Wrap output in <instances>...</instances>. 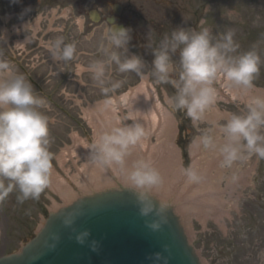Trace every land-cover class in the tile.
I'll list each match as a JSON object with an SVG mask.
<instances>
[{"label": "clouds", "instance_id": "1", "mask_svg": "<svg viewBox=\"0 0 264 264\" xmlns=\"http://www.w3.org/2000/svg\"><path fill=\"white\" fill-rule=\"evenodd\" d=\"M206 23L202 18L195 28L177 27L165 34L159 46L153 49L151 67L148 68L141 56L128 54L131 29L105 22L107 59H98L87 67L77 65V75L85 71L91 73L105 94L120 87V82L112 84L111 88L103 86L113 63L120 73L135 72L144 81L155 76L156 83H172L175 87L172 96L165 95V104L174 111L184 110L196 122L217 102L218 90L214 85L218 77L249 87L261 66V57L255 49L233 55L239 48L234 41V31L214 34ZM55 30L62 31L61 28ZM44 46L55 61H70L77 54L75 42L65 43L62 36L47 41ZM177 53L178 61L174 60ZM177 63L178 79L173 80L171 76L177 71ZM146 68L149 71L145 72ZM0 71L10 77L0 79V202L18 190L16 199L23 204L29 199L39 200L41 193L50 186L54 156L49 150V126L54 121L41 110L47 103L36 94L23 74L12 75V68L6 62H0ZM104 103L110 104L111 100ZM254 104L246 114H231L221 125L226 138L220 149L225 166L238 160L242 150L254 154L258 160L264 159V100L257 99ZM126 119L132 123L119 126L117 118L109 131L98 136L92 145V160L102 168L120 166L126 170L127 179L138 195L140 215L158 217L146 221L147 226L157 232L166 223L165 206L156 209L144 193L158 186L162 177L148 159H136L128 165L130 149L148 133L139 122V111H129ZM199 139L205 148L213 146L212 137L201 136ZM183 171L189 182L200 181V175L191 165ZM77 215L78 212H73L63 218L64 226L73 232L76 231L73 225ZM87 235L85 231L76 238L83 243ZM59 240V234H52L53 243L45 241V244L53 249ZM165 251H168L167 246ZM156 260L168 264V257L160 254H156Z\"/></svg>", "mask_w": 264, "mask_h": 264}, {"label": "rangeland", "instance_id": "2", "mask_svg": "<svg viewBox=\"0 0 264 264\" xmlns=\"http://www.w3.org/2000/svg\"><path fill=\"white\" fill-rule=\"evenodd\" d=\"M153 1L157 6H162L169 12L171 20L182 19L185 28L197 27L199 21L203 18L207 21L205 26L210 27L214 34H223L229 30L234 31V41L239 45V48L237 53L233 55L255 49L261 57V66L259 73L249 88L252 89L254 99L262 98L261 91L264 92V0ZM106 45L104 46V52ZM114 68H116L115 65ZM148 68L144 69V71H149ZM176 72H179V68ZM109 73H111V67ZM4 75L5 73L0 71V79H4ZM121 76L123 75L121 74ZM121 76L115 77L113 82L111 79L109 82L108 77L103 86L108 87L120 82L119 80L123 78ZM130 76V89L119 92L116 95L117 97H114L109 92L105 94L101 89L95 90L94 93L98 96H93L91 98L93 100L89 99L88 105L85 108L89 105H94L100 99V103L111 100V103L107 107L113 105L117 110L122 109L124 112L122 114L124 123L128 122L131 124L132 122L126 119L128 110L124 107L125 100L123 95L133 88H139V84L143 80L142 78L138 80V74L135 72H131ZM171 79H178V75L175 77L172 75ZM89 80L97 84L92 79L91 74L89 75ZM78 81H81L82 85H78V87L73 86V88L75 87L78 91L79 88L84 90L83 81L80 77ZM149 82L152 83V87L157 89L158 97L163 104H165V95L172 96L175 92V87L172 83H156L155 77H152ZM224 84L225 80L218 77L214 86L217 90L222 89L224 93L231 95ZM69 91L70 89L66 93L68 94ZM88 91H94V89L91 87ZM62 92L59 93L63 95ZM164 106L165 109L167 108L166 111L172 112L175 120L178 122L180 133L177 147L182 150L184 167L187 168L191 165L190 147L192 143L197 137H212L211 130H213L214 126L210 123H202V118L196 124L186 115L184 110L174 111L167 104ZM216 106L222 112H227L230 115H244L248 112L249 107L255 106V104H253V101H243L237 97L234 101L230 102L220 99L216 103ZM47 107L49 106L47 105ZM41 110L54 121L49 126V150L54 156L52 164L60 175H66V172L64 173L60 168L58 156L68 147L74 146L75 143L71 136L79 135L80 138H86L84 140H87L92 137V130L89 127L88 129L85 125L81 126V129L77 128L80 126L77 121L81 118L84 119V114L81 116L57 114L53 107L50 108V112H48V108ZM211 111L212 109H208L206 113ZM226 120L223 116L217 124L223 125ZM262 132H264V129H262ZM156 143L157 140L153 137L152 145ZM204 149L207 148L204 147ZM244 157L245 160L246 157H249L250 160L248 161L250 163L257 164L256 172L253 173L251 178L249 176L246 178L248 183L245 187L240 186L230 189L228 188V179L231 176V172L227 171L222 176L221 188L226 190L222 195V199L230 202L225 206L228 215L224 214L219 221L217 216L214 215L215 208L209 211V216L202 210L200 213L184 219L186 231L200 253L204 264H264V159L258 160L254 154L242 150L239 159L241 167L245 166L243 162ZM83 163V161H79L76 166L81 168ZM66 167L72 171V174L77 172L71 161H67ZM221 167L227 168L228 166L222 163ZM237 179L235 177L234 182ZM213 183L217 184V180L215 179ZM17 195L18 190H14L3 202H0V255L19 251L37 233L43 222L42 217L47 218L53 205L52 199L55 198L60 202V198L49 187L41 193L39 200L29 199L20 204L16 199ZM211 204L213 206L212 202ZM233 205L236 206L233 207ZM222 223H225V228L222 227Z\"/></svg>", "mask_w": 264, "mask_h": 264}, {"label": "bare ground", "instance_id": "3", "mask_svg": "<svg viewBox=\"0 0 264 264\" xmlns=\"http://www.w3.org/2000/svg\"><path fill=\"white\" fill-rule=\"evenodd\" d=\"M224 85L231 95L219 89L217 102L220 99L230 102L237 97L243 101H253V104L257 100L254 99L252 89L249 87L227 81ZM261 95L260 99L264 100V92L261 91ZM123 98L125 100L124 107L128 112L139 111V122L148 133L139 144L130 149L128 165L130 166L136 159H148L162 177V182L147 190L144 195H156L159 203L171 205L173 212L178 214L181 225L184 224V219L198 214L202 210L209 216V211L216 208L214 215L219 221L224 214L228 215L225 206L230 202L222 199V195L226 191L221 188L223 174L227 171L231 172L228 188L235 189L240 186L245 187L248 183L246 178L248 176L251 178L257 169L256 163L248 161L249 157H246V160L244 157V167H241L240 158L227 168L221 167L223 156L220 149L226 138L221 125L217 123L223 116L228 119L230 114L222 112L215 104L209 108L212 109L211 112H205L201 117L202 123H210L214 126L211 130L213 146L204 149L203 144L200 143V137H197L192 143L190 147L191 166L197 170L201 177L198 183H193L189 182L184 175L182 150L177 147L180 133L178 122L172 112L166 111L167 108L165 109V104L159 99L156 88L152 87L148 80H143L139 84V88L131 89L123 95ZM107 105L104 102L98 103L87 113L86 122L92 130V137L84 140L86 138L82 139L79 135L71 136L75 143L74 146L68 147L58 156L60 168L64 173L66 172V175H60L53 166L49 188L60 198V202L53 198L50 212L57 214L61 211L62 206L71 205L84 195L114 190L122 191V187L132 188L124 168L120 166L102 168L94 164L92 160L94 152L92 145L99 135L109 131L116 124L117 118L120 120L119 126L129 124L128 122L124 123L122 109L117 110L113 105L108 107ZM197 122L195 123L197 124ZM153 137L157 143L152 145ZM67 161L72 162L77 172L72 174V171L67 169ZM79 161L84 162L81 168L76 166ZM235 177L238 178L236 182H234ZM215 179L217 184L213 183ZM235 206L233 205V207ZM42 218L43 222L39 230L47 220L44 216ZM222 227L225 228V223H222Z\"/></svg>", "mask_w": 264, "mask_h": 264}, {"label": "flooded vegetation", "instance_id": "4", "mask_svg": "<svg viewBox=\"0 0 264 264\" xmlns=\"http://www.w3.org/2000/svg\"><path fill=\"white\" fill-rule=\"evenodd\" d=\"M105 22L131 29L128 54L141 56L149 68L152 51L164 35L184 27L182 19L171 20L169 12L153 0H0V62L11 66L12 75L26 77L36 94L45 99L48 112L53 107L57 114L81 116L85 114L89 99L98 96L94 92L101 86L89 80V72L77 75V65L87 67L98 59H107ZM57 28L62 31H56ZM60 36L64 37L65 43L75 42L77 54L74 59L55 61L44 46L47 41ZM174 60L178 61V53ZM114 65L110 66L108 81L113 82L121 74L123 78L119 80L121 86L109 91L110 94L124 91L131 83V72L120 73ZM176 67L178 70V63ZM172 75L175 77L178 72ZM79 77L86 92L82 88L79 91L73 88L82 85ZM9 78L4 75V79ZM91 87L94 91L89 92ZM83 121L82 118L78 120V125L81 126Z\"/></svg>", "mask_w": 264, "mask_h": 264}, {"label": "water", "instance_id": "5", "mask_svg": "<svg viewBox=\"0 0 264 264\" xmlns=\"http://www.w3.org/2000/svg\"><path fill=\"white\" fill-rule=\"evenodd\" d=\"M144 196L156 209L169 207H165L166 223L157 232L146 221L158 217L141 216L136 191L122 187V191L81 196L57 214L50 212L41 231L22 252L0 257V264H163L156 254L168 257V264H202L172 206L159 203L156 195ZM73 212L79 213L75 232L63 224V218ZM85 231L88 235L83 243L78 242L76 237ZM52 234H59L60 240L49 249L45 241L53 243Z\"/></svg>", "mask_w": 264, "mask_h": 264}]
</instances>
